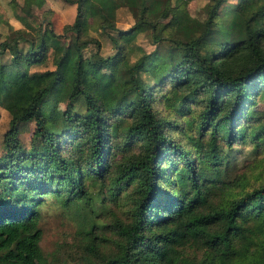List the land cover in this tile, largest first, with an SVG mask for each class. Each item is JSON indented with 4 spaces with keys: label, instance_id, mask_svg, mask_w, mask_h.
<instances>
[{
    "label": "trees",
    "instance_id": "trees-1",
    "mask_svg": "<svg viewBox=\"0 0 264 264\" xmlns=\"http://www.w3.org/2000/svg\"><path fill=\"white\" fill-rule=\"evenodd\" d=\"M68 1L76 15L60 32L45 12L44 22L27 18L0 38V104L9 114L0 264H49L37 217L45 192L65 193L81 215L84 264H264V179L232 175L245 146L264 147V116L247 118L264 96V0H236L225 22L217 10L227 0H206L203 19L175 24L163 16L183 0H110L130 11L127 28L93 0ZM88 16L112 43L107 57L86 53L100 43ZM140 33L151 51L136 44ZM50 54L52 69L31 71ZM102 67L106 82L80 84L81 71ZM28 120L25 148L17 130ZM121 187L126 215L98 223L97 206ZM105 227L111 236L99 237ZM103 241L113 245L108 254Z\"/></svg>",
    "mask_w": 264,
    "mask_h": 264
},
{
    "label": "rangeland",
    "instance_id": "rangeland-1",
    "mask_svg": "<svg viewBox=\"0 0 264 264\" xmlns=\"http://www.w3.org/2000/svg\"><path fill=\"white\" fill-rule=\"evenodd\" d=\"M100 8L101 15L107 18L114 19L117 27L127 28L133 22L130 11L126 7H120L116 11L111 6L110 0H93ZM173 6L176 0H170ZM206 0H183L177 3L178 11L168 8L165 11L163 20H169L171 23L187 22L191 19L197 18L203 19L205 16L202 6ZM236 0H227L222 2L218 8V19L225 22L231 16L229 6L234 5ZM77 11V4L69 2L68 0H0V38L6 36L12 29L23 27L27 18L33 25L44 22L43 14L45 12L47 18L51 21L53 28L60 32L62 26L66 23H72ZM89 22L92 24L89 28V33L96 36L99 39V44H88L87 55L92 54L93 60L101 59L109 56L113 53L114 49L111 45V41L103 35L100 28L96 25L98 17L88 16ZM42 19V20H41ZM41 20V22H40ZM26 42L21 45L26 46ZM136 44L140 45L144 50L151 51L153 45H150L147 37L140 33L137 36ZM4 58H7L5 56ZM54 63L52 61V55L44 64L34 65L31 67V71H42L45 69H52ZM109 72L102 68H98L94 71L83 70L80 73V84L86 86H99L100 83L106 82L109 79ZM69 93L68 89H65L60 94V101H65ZM61 103V102H60ZM62 106V103L60 104ZM264 116V96L262 98H256L252 105L248 108L247 118L257 117L259 115ZM246 118V119H247ZM9 126V114L0 104V156L6 151L3 146V136L5 130ZM59 126L63 127L62 120L59 122ZM34 129V122L25 121L19 124L17 130V137L21 147L30 146L32 130ZM251 146V145H250ZM250 146H245L241 155L237 156V165L233 167V174L242 176L245 174V181H261L264 179V147L258 146L257 150L251 151ZM243 153V154H242ZM237 154V153H236ZM238 173V174H236ZM241 173V174H240ZM250 182L249 184H252ZM26 192L23 191L22 195ZM21 194V192H20ZM127 189L121 187L118 190V195L115 193L109 194L103 205L99 208L97 206L96 218L100 224H108L112 220L113 213L125 216L129 205L125 203ZM65 193H37V199L39 200V215L38 224L41 228V238L39 246L46 254L49 264H84L85 256V243L87 239L85 237L86 231L83 229V222L81 215L78 216V212L71 204L65 203L63 199ZM118 197V198H117ZM65 200H67L65 198ZM116 200V201H115ZM117 207H116V204ZM109 230V228H107ZM105 228L98 230L99 237H109L111 233ZM99 241V240H98ZM100 243V242H99ZM100 247L103 253H110L113 250V245L103 241L100 243ZM186 245V244H185ZM104 247V248H103ZM183 254L187 256L200 257L201 250H195L191 246H185ZM86 264V263H85Z\"/></svg>",
    "mask_w": 264,
    "mask_h": 264
}]
</instances>
